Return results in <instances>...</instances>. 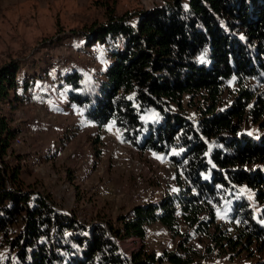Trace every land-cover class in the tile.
<instances>
[{
	"label": "trees",
	"instance_id": "obj_1",
	"mask_svg": "<svg viewBox=\"0 0 264 264\" xmlns=\"http://www.w3.org/2000/svg\"><path fill=\"white\" fill-rule=\"evenodd\" d=\"M70 33L104 45L112 63L92 80L61 74L69 100L136 148H175L181 188L87 228L25 189L21 168L4 161L19 131L1 115L0 264H264V0H163ZM21 68H0V101L13 110L34 85ZM186 96L196 121L177 111ZM149 113L155 122L142 119ZM157 223L179 240L174 250L121 253L120 241H145Z\"/></svg>",
	"mask_w": 264,
	"mask_h": 264
},
{
	"label": "rangeland",
	"instance_id": "obj_2",
	"mask_svg": "<svg viewBox=\"0 0 264 264\" xmlns=\"http://www.w3.org/2000/svg\"><path fill=\"white\" fill-rule=\"evenodd\" d=\"M162 2L0 0V68L19 61V77H30L34 83L30 100L13 104L14 110L11 103L0 101V116L18 129L21 140L19 144L15 140L13 153L4 161L21 168L25 189L50 196L57 212L76 217L87 228L96 224L108 228L136 205L160 204L181 188L180 171L171 160L175 148L167 155L136 148L113 124L100 130L86 120L82 109L69 100L70 88L61 84V74L76 70L92 80L102 77L112 63L104 45L86 47L69 33L104 22L111 10L122 16L154 9ZM188 103L186 96L177 111L196 121L197 111ZM142 119L157 120L151 113ZM178 241L157 223L148 228L145 241L124 240L119 246L124 256L143 247L160 254L174 250ZM239 252L232 254L233 261L240 259ZM2 254L7 255L8 249Z\"/></svg>",
	"mask_w": 264,
	"mask_h": 264
},
{
	"label": "built area",
	"instance_id": "obj_3",
	"mask_svg": "<svg viewBox=\"0 0 264 264\" xmlns=\"http://www.w3.org/2000/svg\"><path fill=\"white\" fill-rule=\"evenodd\" d=\"M17 142H18V144H19V143H21V140H20V138H18V139H17ZM131 255H132V254H131ZM131 255H130V254H129V255H125V257H127V258H130V257H131Z\"/></svg>",
	"mask_w": 264,
	"mask_h": 264
}]
</instances>
